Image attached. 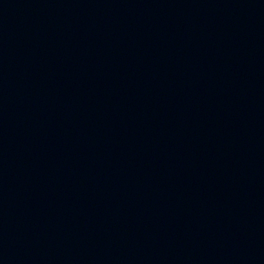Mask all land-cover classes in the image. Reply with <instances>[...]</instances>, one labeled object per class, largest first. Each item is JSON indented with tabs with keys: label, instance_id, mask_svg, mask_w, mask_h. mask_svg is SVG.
Wrapping results in <instances>:
<instances>
[{
	"label": "water",
	"instance_id": "obj_1",
	"mask_svg": "<svg viewBox=\"0 0 264 264\" xmlns=\"http://www.w3.org/2000/svg\"><path fill=\"white\" fill-rule=\"evenodd\" d=\"M0 264H264L42 0H0Z\"/></svg>",
	"mask_w": 264,
	"mask_h": 264
}]
</instances>
